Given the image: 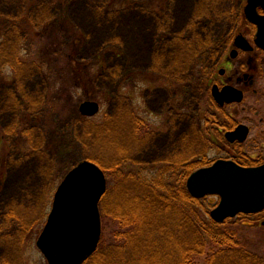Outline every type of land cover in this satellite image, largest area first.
I'll return each mask as SVG.
<instances>
[{
	"label": "rangeland",
	"instance_id": "374dc122",
	"mask_svg": "<svg viewBox=\"0 0 264 264\" xmlns=\"http://www.w3.org/2000/svg\"><path fill=\"white\" fill-rule=\"evenodd\" d=\"M236 10L227 0H0V221L16 224L22 240L0 246V263L48 264L38 238L62 180L88 155L112 168L106 172L113 190L126 178L122 167L126 176L135 170L181 178L188 161L196 171L231 155L249 165L244 167L264 164V96L249 98L237 117L252 125L237 149L212 144L198 130V115L194 124L191 116L193 58L205 53L207 37L230 28L227 18ZM66 43L79 54L72 66L80 74L77 79L66 72L65 81L56 83L52 70L64 67L55 59ZM18 49L26 62L11 54ZM157 88L168 90L153 93ZM85 102H97L100 113L84 117ZM175 110L179 116H172ZM130 111L133 120L119 123ZM111 119L117 122L109 123L110 131L89 135V123ZM212 136L216 141L218 135ZM201 200L213 201L210 217L219 197ZM250 219L254 228L246 236L259 241L264 215L260 222ZM109 233L111 228L107 238ZM208 257L196 258L197 264Z\"/></svg>",
	"mask_w": 264,
	"mask_h": 264
},
{
	"label": "trees",
	"instance_id": "16d2710c",
	"mask_svg": "<svg viewBox=\"0 0 264 264\" xmlns=\"http://www.w3.org/2000/svg\"><path fill=\"white\" fill-rule=\"evenodd\" d=\"M66 44V51H60L55 59V62H65L64 67L52 70L56 83H63L67 75L79 78L78 69L72 66L79 62L78 55L74 47L69 48L70 45ZM11 54L17 57V62H26L21 60L20 50ZM9 58L5 56L4 65H9ZM125 113L119 123L127 125L130 119L133 120V114L131 111ZM114 121L117 122L111 119L101 126L89 123L92 127V131L88 130L89 135L110 131L109 123L115 124ZM133 123L142 124L135 118ZM130 137L135 139L133 132ZM85 160L102 167L109 183L111 176L106 170L112 168L106 161H99L102 160L100 157L94 159L93 155H88ZM184 164L185 175L181 178L159 171L144 175L135 170L126 176L127 169L122 167L121 178H126L115 190L108 188L101 201L102 220L105 222V217L109 218L102 227L101 243L84 264H197V259L203 255H209L205 264H264V238L261 236L259 241H251L246 236V232L254 228L247 221L253 217L252 222H260L264 212L241 214L224 223H216L207 212L213 207V201L204 203L205 200L193 198L189 193L187 180L196 170L192 169L191 161ZM109 228L111 234L107 238L105 231Z\"/></svg>",
	"mask_w": 264,
	"mask_h": 264
},
{
	"label": "water",
	"instance_id": "95a60500",
	"mask_svg": "<svg viewBox=\"0 0 264 264\" xmlns=\"http://www.w3.org/2000/svg\"><path fill=\"white\" fill-rule=\"evenodd\" d=\"M242 100L241 93L238 101ZM80 112L85 117H95L100 105L85 102ZM248 135V128L242 126L228 138L234 141L237 136L243 143ZM187 189L196 199L219 197L210 213L216 223L241 214L257 215L264 212V165L243 167L234 161L218 160L195 171L187 181ZM107 190L106 173L91 161L81 162L66 175L37 241L48 264H84L97 252L103 234L100 203Z\"/></svg>",
	"mask_w": 264,
	"mask_h": 264
},
{
	"label": "flooded vegetation",
	"instance_id": "af4514ba",
	"mask_svg": "<svg viewBox=\"0 0 264 264\" xmlns=\"http://www.w3.org/2000/svg\"><path fill=\"white\" fill-rule=\"evenodd\" d=\"M227 1L237 6L236 13L227 18L230 28L223 29L218 37H207L205 53L198 57L193 55L190 87L194 104L191 116L194 124L198 115V130H204L207 140L212 144L219 145L221 149H237L246 143L252 132L251 121H240L237 117L245 112L244 105L249 98L261 99L264 96V0ZM205 21L203 24L206 26ZM156 90L168 89L157 88L152 92ZM241 93L243 100L239 102ZM174 108L172 104L171 109ZM151 111L162 116L165 114L153 109ZM172 113V116H179L177 110ZM202 114L205 122H202ZM168 121L171 123V119ZM242 126L249 130L247 140L241 143L236 136L234 141H230L228 135L236 133ZM213 133L218 135L216 141ZM2 138H6L5 134ZM218 160L234 161L243 166L238 156L231 155ZM251 160L259 163L255 159ZM261 162L264 163V159ZM11 220H15V216H11ZM15 225L0 221V246L4 242L17 244L22 241ZM0 261L3 262L4 258L0 257Z\"/></svg>",
	"mask_w": 264,
	"mask_h": 264
}]
</instances>
